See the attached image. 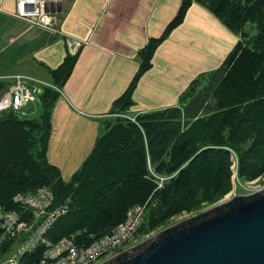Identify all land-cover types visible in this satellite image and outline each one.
<instances>
[{
    "label": "trees",
    "instance_id": "obj_1",
    "mask_svg": "<svg viewBox=\"0 0 264 264\" xmlns=\"http://www.w3.org/2000/svg\"><path fill=\"white\" fill-rule=\"evenodd\" d=\"M194 2L235 32L237 44L218 68L196 76L176 105L137 113L136 121L117 116L130 111L157 47ZM253 28L257 32L251 35ZM79 54L68 52L56 68H49L56 87L71 76ZM138 59L132 81L113 102L114 117L68 181L48 157L57 89L43 88L36 117L21 118L18 113H25L13 109L0 114V205L31 221L33 211L14 197L48 186L54 192L51 208L67 206L44 235L52 244L71 237L76 245L89 246L124 222L136 206H145L139 231L149 233L176 215L219 200L233 189L232 152L240 179L264 176V0H182L163 33L139 49ZM10 84L0 79V97ZM14 243L16 238H8L1 255ZM45 251L40 242L22 261L35 264Z\"/></svg>",
    "mask_w": 264,
    "mask_h": 264
},
{
    "label": "crops",
    "instance_id": "obj_2",
    "mask_svg": "<svg viewBox=\"0 0 264 264\" xmlns=\"http://www.w3.org/2000/svg\"><path fill=\"white\" fill-rule=\"evenodd\" d=\"M181 3L65 0L50 4L57 18L52 30L18 17L16 0H0V79L10 81L22 73L50 82L49 68H56L68 52L80 50L52 109L48 157L61 168L65 180L81 167L106 121L114 117L110 114L113 102L139 68V49L149 38L163 33ZM238 40L214 13L194 2L184 21L157 47L152 67L139 79L128 113L134 116L176 105L190 82L200 73L218 68ZM76 43L79 45L72 50ZM39 109L34 104L26 107L31 114Z\"/></svg>",
    "mask_w": 264,
    "mask_h": 264
},
{
    "label": "built area",
    "instance_id": "obj_3",
    "mask_svg": "<svg viewBox=\"0 0 264 264\" xmlns=\"http://www.w3.org/2000/svg\"><path fill=\"white\" fill-rule=\"evenodd\" d=\"M63 1L65 0H16V14L22 19L33 21L54 30L57 18L49 4ZM77 45L79 43L73 44L72 50ZM13 78L14 83L0 98V111L6 109L21 111L29 103L38 106L39 96L46 82L21 73L15 74ZM34 81H38L40 84ZM118 115L127 116L124 113ZM132 119L135 120V117ZM233 158L234 164H238V157L235 152H233ZM233 170L232 179L236 181L234 184L243 185L238 175V168H233ZM161 179L163 180L164 177ZM232 193L235 194V189L232 190ZM53 199V192L46 188H39L33 193H18L14 197L16 203L26 210L31 209L33 211L31 220L34 222L33 225L30 224V221L25 220L21 213L15 210H7L0 205V226L3 229V235L0 237V264H26L22 261V257L26 252L36 248L40 242L45 243L47 248L43 257L35 264H94L103 255L113 253L122 244L132 240L143 222L145 206H136L129 210L124 222L114 228L111 233L105 234L89 246L80 247L74 243L71 237L63 238L54 245L47 241L43 234L56 218L66 211V208L62 206L51 208ZM37 218L39 220L35 227ZM23 231H29V236L18 244H12L7 251L3 252V257H1L4 242Z\"/></svg>",
    "mask_w": 264,
    "mask_h": 264
},
{
    "label": "water",
    "instance_id": "obj_4",
    "mask_svg": "<svg viewBox=\"0 0 264 264\" xmlns=\"http://www.w3.org/2000/svg\"><path fill=\"white\" fill-rule=\"evenodd\" d=\"M229 199L100 264H264V189Z\"/></svg>",
    "mask_w": 264,
    "mask_h": 264
},
{
    "label": "rangeland",
    "instance_id": "obj_5",
    "mask_svg": "<svg viewBox=\"0 0 264 264\" xmlns=\"http://www.w3.org/2000/svg\"><path fill=\"white\" fill-rule=\"evenodd\" d=\"M249 28H250V26H249ZM249 28H247L248 30H249ZM56 28H54V30H55ZM250 33H251V35H254V34H256V32H257V29L256 28H253V29H250V31H249ZM10 53L12 52L11 51V49H9L8 50ZM7 59H10V56H7ZM153 60V59H152ZM1 62H3V54H0V63ZM153 63V62H152ZM39 66V68H41L40 70H44L45 71V69H44V67H42L41 65H38ZM26 75H28V74H26ZM10 83L11 82H14V80H10L9 81ZM34 82H37V84H40V83H38V81H34ZM42 86V85H41ZM44 86H47V87H51V88H54L53 86H54V84L52 83V78H51V81L50 82H46L45 84H44ZM29 104H31V103H29ZM28 104V105H29ZM27 107V106H26ZM26 107H25V109H23L22 110V112L23 113H26V114H22V113H18V115L21 117V118H27V119H29V118H33V117H36V116H38L39 114H40V110H41V108L38 110V111H36V112H34V113H30V111H27L26 110ZM3 112V110L2 111H0V114ZM122 113H124V112H122ZM137 115V114H136ZM136 115H134V116H131L129 113L127 114V118H129V119H131L132 121H136ZM133 117H135V120H133L132 118ZM106 130V129H105ZM105 130H104V132H105ZM103 132V133H104ZM232 158H233V152H232ZM235 158V157H234ZM234 158H233V164H234ZM233 168H238V164L237 163H235L234 165H232V171L234 172V170H233ZM76 171V170H75ZM73 173L74 172H71V174H70V176H68L69 178H66V181H68L70 178H71V176L73 175ZM65 180V179H64ZM241 180V182L243 183V185L242 184H234L236 181L234 180V179H232V182H233V189H235V194L234 193H232V190L230 191V192H228L225 196H223L222 198H220L219 200H217V201H215V202H213V203H205V204H203L200 208H198V209H195V210H192V211H189V212H184V213H182V214H179V215H176V216H174V217H172V218H170L164 225H162L161 227H159L158 229H156V230H154V231H151V232H149V233H142L141 231H139V229L137 230V232H136V234H135V236H134V238L132 239V240H129V241H127L126 243H124V244H122L116 251H114L113 253H111V254H105V255H103L102 257H101V259H99L96 263H94V264H100L101 262H103V261H105V260H107L108 258H110V257H112V256H114V255H116V254H118V253H120L121 251H123V250H125V249H128V248H130V247H132V246H134V245H136V244H138L139 242H141V241H143V240H145V239H147V238H149V237H151V236H153L154 234H156L159 230H161V229H163V228H165L166 226H169V225H172V224H175L176 222H178V221H180V220H183V219H185V218H188V217H190V216H192V215H194V214H196V213H198V212H200V211H203V210H207V209H209V208H211V207H213V206H215V205H218V204H220L221 202H223L224 200H226V199H229V198H232L233 196H235V195H239V194H250V193H252V192H255V191H258V189H264V176L263 177H259V178H257V179H255V180H252V181H244V180H242V179H240ZM41 188H46V189H48V190H51L48 186H43V187H40V189ZM39 189V188H38ZM37 189V190H38ZM36 190V191H37ZM52 191V190H51ZM35 192V191H34ZM53 192V191H52ZM27 193H33V192H27ZM53 195H54V192H53ZM230 200V199H229ZM53 204V203H52ZM53 208V207H52ZM44 214H46V213H44ZM63 214V213H62ZM60 216V215H59ZM58 216V217H59ZM57 217V218H58ZM56 218V219H57ZM38 218L36 219V222H35V227H36V225H37V222H38ZM55 222V221H54ZM33 221H30V224H32L33 225ZM47 229H49V228H47ZM139 231V232H138ZM46 233V232H45ZM45 233L43 234V235H45ZM27 236H29V231H23V232H21V233H19V234H17L16 236H14L13 238H16V243H14V244H18L19 242H21V241H23Z\"/></svg>",
    "mask_w": 264,
    "mask_h": 264
}]
</instances>
